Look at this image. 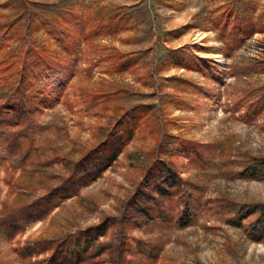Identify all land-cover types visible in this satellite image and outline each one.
<instances>
[{"label": "rangeland", "instance_id": "obj_1", "mask_svg": "<svg viewBox=\"0 0 264 264\" xmlns=\"http://www.w3.org/2000/svg\"><path fill=\"white\" fill-rule=\"evenodd\" d=\"M23 1L0 0V61L15 62L12 70L0 72V76L6 80L10 72L16 71V78L12 79L14 84L8 83L11 79L4 83V89L8 90L4 91V96H9L11 89L19 88L17 82L22 67L32 79V59L43 61V57L54 56L55 43L47 38L45 28L39 26L40 19L54 17L64 7L75 9L85 20H92L96 9L112 6L128 8L133 17L131 28L125 32L116 35L100 32L99 37L81 40L73 57L80 58L81 62L74 68L75 73L66 86L67 101H58L55 107L46 109L33 125L27 126L32 122V89L28 95L21 91L20 94L25 95L23 98L16 94L10 100L20 121L15 127L0 123V264H26L19 254L28 248L34 260L32 264H49L56 245L46 252L48 255L45 252L43 255L42 247L53 243H38L40 239H57L63 231L80 234L95 227L102 228L103 236L92 251L91 264H264V216L260 214L264 208V180L242 177L256 160L264 159L261 123L247 125L233 120L224 111L231 108L229 103L221 98L214 111H208L204 106L189 112L167 108L165 116L169 123L158 122L160 129L166 128L165 131L160 132L158 126L159 133L155 135L157 132L143 127L116 150L99 148L105 142L111 144L112 140L118 143V134L128 130L126 124L116 126L126 112L137 105L159 104L160 93L152 96L151 90L142 82L143 76L151 75L155 83L161 78L180 76L196 84L212 86L194 72L177 68L156 69L170 50L189 46L191 51L209 60L222 76L219 81L224 84L221 92L235 84L264 83V75L235 80L227 73V68L242 58L264 59V33L255 34L233 58L227 59L221 55L222 46L216 35L209 31L208 24L200 20L202 16L199 15L220 6L225 0H212L210 4L205 0ZM255 1L260 2H257L256 10L262 13L264 0ZM90 8L92 11L85 13ZM32 25L36 32L28 37L26 27ZM8 27L10 33L6 36L4 32ZM92 27L95 29L94 24L90 29ZM87 34L85 30V36ZM198 47L207 51H199ZM129 53H137L139 65L134 71L115 70L119 56ZM115 57L117 60L113 59ZM28 62H31V69L25 66ZM112 84L117 86L121 97L93 105L86 111L84 103L91 99L79 96L77 90L85 87L111 92ZM33 91L38 93L37 89ZM164 91L182 99L188 97L174 84L166 86ZM3 102L0 99V104ZM155 108L158 112V107ZM168 135L173 137L168 138L169 149H180L175 138H184L200 146L201 158L170 160L159 155V144ZM95 147L93 160L103 164L110 158V163L102 169H99L102 165L95 166L97 173L91 174L87 169L91 161L87 164L81 158L88 149ZM35 157L48 164L56 158V163L41 171L31 163ZM58 158L61 163L57 165ZM155 163L163 167L162 174L175 176L155 189L153 187L151 197L166 199L174 194L165 188L166 185L178 186L179 195L175 198L188 205L191 215L186 228L175 227L170 215L165 217L167 225L154 223L148 210L149 199L145 203L140 202L144 201L142 198L135 204L131 202L137 188L147 185L144 174ZM36 172L54 173L56 182L51 184L52 187L61 185L63 179L68 185L70 176L78 179L74 184L81 185L71 187L76 196L61 200L43 221L33 220L36 213L31 206L37 197L47 192L50 183L49 180L39 181L42 176ZM36 179L37 186L32 187ZM144 186L143 190H147ZM60 193L56 199H60ZM129 202L131 206H128ZM7 205L12 209L5 213L3 210ZM2 221H5L4 227ZM9 221L13 223V231ZM71 223L77 224L76 229L68 227ZM102 226L107 228L103 230ZM251 228L255 231L249 233ZM66 249L62 248L57 254L67 252L65 264H76V251Z\"/></svg>", "mask_w": 264, "mask_h": 264}, {"label": "trees", "instance_id": "obj_2", "mask_svg": "<svg viewBox=\"0 0 264 264\" xmlns=\"http://www.w3.org/2000/svg\"><path fill=\"white\" fill-rule=\"evenodd\" d=\"M22 1L23 0H20V2ZM205 1L209 4L212 2V0ZM256 8L257 4L255 0H225L220 6L215 7L214 9L209 8L208 11H204L199 14L202 16L200 20L205 21L208 24L209 31L216 35V40L222 46L221 55H223V57L227 59L233 58L239 50L246 46L245 44L251 40L255 34L264 33V11L262 13H258ZM90 11H92L91 8L89 10H85V13H89ZM81 16L83 15L78 14L75 9L73 10L70 7L69 9L64 7V9L60 10L58 14H54V17L40 19V22L42 23L39 26L45 28L46 34L49 35L47 38H51L53 43H55L56 48L53 54L54 56L53 58L49 56L43 57V61H36L32 59V79L27 76L26 69L22 67V73L19 81L17 82L19 84V88H15L13 90L11 89L9 96H4V91H8L4 89V83L11 79L8 83L13 85L14 81L12 79L16 78V71L10 72V76L6 80H3L0 76V99L5 101L0 104V123L4 122L6 125H11L13 127L19 126L18 122L20 121V117L17 116L14 103H10V100L14 98L16 94L22 95L23 98L25 95L20 94L21 91H25L28 95L29 91L32 89V122H30L27 126H30L31 124L33 125L35 120L41 116L46 109L55 107L58 101L60 103L63 100L64 102L67 101L69 96L67 94L68 90H66V86L70 83V79H72L75 73L74 68L79 67L81 62L80 58H77L78 60L73 59L77 49H79L81 40L99 37L98 35L101 33L104 35H116L121 32H125L126 29L128 30L131 28L130 20L133 17L128 8H115L114 6L96 9L92 20H85V18ZM85 16L89 18L87 14H85ZM32 18L36 21L34 16ZM93 24L95 25L96 30L93 29V27L90 29V26H93ZM26 28L28 37L31 35L33 36L36 32V27L33 25L32 27L28 26ZM85 30L88 32L87 36H85ZM9 33L10 27L5 29L4 34L8 36ZM3 40L4 36L1 38V41ZM197 49H199V51H207V49L205 50L203 47H198ZM13 55L16 57L15 53ZM63 58L65 60L70 58L71 60L67 62L65 60L60 63L57 62ZM113 59L117 60L116 57ZM162 59L163 60H161L160 64L156 65V69L177 68L186 72H194L201 76L204 81L210 82L212 86H207L206 84H196L195 82L184 79L180 76L161 78L157 83H155L151 75L147 74L143 76L141 78L142 82L151 90L152 96L160 93L159 104H152V106L137 105L133 109L126 112L122 117H120L116 126L126 124L128 126V130L125 133L118 134V143L115 144L112 140L111 144H109V142H105L99 146V148H103L102 151L108 149V147L116 150L122 143L125 145V143L131 139L132 135L137 133L143 127H146L147 131L150 128L154 132H157L155 135H157L159 131L161 132V130L165 131L166 128L160 129L158 122H160V124L169 123L166 121L167 115L165 116L167 108L189 112L194 110L196 107L204 106L208 111H214L221 98L226 100L227 104L229 103L231 108L225 109L224 111L225 113L228 112L233 120L240 121L241 123L247 125H258L261 123V129L264 130V83H245L242 85L235 84L230 88L227 87L225 91L221 92V87H224V84L219 82L222 79V76L219 74L218 68L211 65L209 60H206L197 53L191 51L189 46L170 50V52H167V55L163 56ZM118 60L120 61L115 63V70L134 71V68L139 65L140 58L137 56V53H129L125 56H119ZM28 63L29 64L25 66L26 68L31 69V67H29L31 62ZM14 66L15 62L8 63V61L1 60L0 72L12 70ZM85 71L87 72L88 70ZM227 73L235 80H246L251 76L264 75V59L242 58L240 61L233 62L227 68ZM171 84L177 85V87L181 91L185 92L188 97L182 99L175 93L165 92L164 88L166 86H170ZM34 89H37L38 93H33ZM87 89L89 88L82 87L77 90L80 92L79 96L85 97V99L86 96H88L91 99L90 102L85 101L84 103L86 111H88L93 105L95 106L102 102L104 103L107 100H116V98L121 97V93L117 90V86L115 84H112L111 92H105L104 89ZM155 107H158L159 113ZM160 115L162 117H160ZM154 117L156 119H153ZM27 121L24 122L25 125ZM168 138L170 139L173 137L168 135L167 137L162 138L159 144V155H165L170 160H174L176 158H190L191 156L193 158H201L202 153L200 151V146L196 143L189 142L188 140L179 137L175 138V144H177L180 149H169L168 144L170 141H168ZM33 149L34 147L32 145V152ZM95 149L96 147L88 149L85 152V157L81 158V161L87 164L91 161V164L87 168L89 170L88 173L91 174H93V172H95V174L97 173V168H94L95 166L102 165V167L99 168L102 169L110 163V158L106 159L103 164L101 163L102 161H94V156L92 155L95 154ZM205 152L209 153V150L205 149ZM151 156H153V152H151ZM58 159L57 165L61 163L60 158ZM31 163L33 167L38 166L40 167L39 170L45 171L46 168L51 167L50 164L56 163V158L54 160H50V164H48L47 161L41 159L37 160L35 157V159L32 158ZM162 168L163 167L161 165L155 163L146 170L144 180L148 187H146L147 185L143 186L147 190H143V186L138 187L137 192L131 196V202L134 203L139 198H142L144 201L140 202L145 203L147 199H149L147 202L148 210L151 211L152 219L154 217V223L160 225L166 224L168 222L165 217L170 215L175 227L179 229L186 228L191 215L189 214L188 205L185 204V202L182 203L180 198H175L179 195L178 186L172 187L175 184L170 185V187L168 186L169 184L166 185L165 188L168 189V191H174L173 195L166 198L167 201L166 199L159 200L155 197H151L154 189L158 185L164 184L169 177L175 176V174H162ZM250 169L247 170V172L250 171L251 174L248 175L247 172H244V176L242 177L245 179L264 180V159L256 160ZM48 173L49 172H42V174H40V172H36V174L42 176L38 178L39 181L43 182V180H49L50 187L48 186L49 188H47V192L44 193L43 196L37 197L36 200L32 202V211L37 214L33 213L35 215L33 220L43 221L46 216L61 203V200L66 197L73 198L76 196V193H72L73 190L71 187H81V185L74 184L75 181H78L77 178L76 180L74 179V176H70L71 178L69 177L68 185L65 182L66 180L63 179L61 185L59 183V185L56 184L57 186L55 185L52 187L51 184L56 182L55 175L52 176L54 173ZM62 178L64 177L62 176ZM86 181L88 180L86 179L85 183ZM11 183V180L8 181L9 185ZM37 183L38 180H34L32 182V187L37 186ZM153 187L154 189H152ZM58 192H61L60 199H56ZM149 192H152L151 195ZM128 206H131L130 202L128 203ZM11 209V206L7 205L3 211L8 213ZM260 214L264 216V208H261ZM162 216H164V219H162ZM2 222L4 227L5 221ZM154 223L151 221V224ZM0 224L2 225V223ZM8 224L11 231H13V223H10L9 221ZM76 225V223H71L68 227L75 228L74 226ZM103 226L105 225L103 224ZM106 228L107 227H103V230ZM253 231H255L254 228H251L249 233ZM79 233L80 234L72 235L63 231L57 236V239H40L38 243H53L51 246L42 247L41 251L43 252L41 254L44 252L47 254L49 251L53 250L54 245H56V250L49 257V264H65L64 258H66L65 254L67 252L62 254L57 253L61 251L62 248L65 249L67 247L66 250L72 248L76 251V264H91L93 261L92 251L97 243V240L103 236L102 228L95 227ZM28 250L29 248L25 252L18 254L26 264H32L31 261L34 260H32L33 258L30 256ZM58 259L59 263L57 262Z\"/></svg>", "mask_w": 264, "mask_h": 264}, {"label": "crops", "instance_id": "obj_3", "mask_svg": "<svg viewBox=\"0 0 264 264\" xmlns=\"http://www.w3.org/2000/svg\"><path fill=\"white\" fill-rule=\"evenodd\" d=\"M255 2H256V4H257V6H258V3H260L259 1H255ZM257 2H258V3H257ZM261 3H263V1H262ZM263 10H264V9H263ZM263 10H262V11H263ZM262 11H260V12H262Z\"/></svg>", "mask_w": 264, "mask_h": 264}]
</instances>
